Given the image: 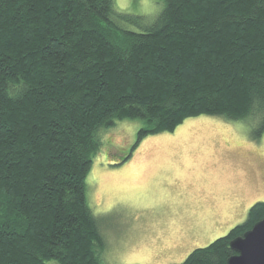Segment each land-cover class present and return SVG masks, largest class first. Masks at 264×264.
Here are the masks:
<instances>
[{"label": "trees", "instance_id": "obj_1", "mask_svg": "<svg viewBox=\"0 0 264 264\" xmlns=\"http://www.w3.org/2000/svg\"><path fill=\"white\" fill-rule=\"evenodd\" d=\"M165 2L133 31L114 0H0V264H104L87 177L117 121L142 122L134 149L202 115L264 133V0ZM263 219L181 264H227Z\"/></svg>", "mask_w": 264, "mask_h": 264}, {"label": "rangeland", "instance_id": "obj_2", "mask_svg": "<svg viewBox=\"0 0 264 264\" xmlns=\"http://www.w3.org/2000/svg\"><path fill=\"white\" fill-rule=\"evenodd\" d=\"M114 3L118 12L141 18L122 26L141 31L166 2ZM141 126L139 120H123L102 130V147L87 177L104 264H181L264 202V133L257 134L253 120L189 118L134 149Z\"/></svg>", "mask_w": 264, "mask_h": 264}, {"label": "water", "instance_id": "obj_3", "mask_svg": "<svg viewBox=\"0 0 264 264\" xmlns=\"http://www.w3.org/2000/svg\"><path fill=\"white\" fill-rule=\"evenodd\" d=\"M231 248L236 254L227 264H264V219L242 237L234 239Z\"/></svg>", "mask_w": 264, "mask_h": 264}, {"label": "snow or ice", "instance_id": "obj_4", "mask_svg": "<svg viewBox=\"0 0 264 264\" xmlns=\"http://www.w3.org/2000/svg\"><path fill=\"white\" fill-rule=\"evenodd\" d=\"M79 102H80L79 99H74V101H73V103H79ZM55 246H58V245H55V244H54V247H55Z\"/></svg>", "mask_w": 264, "mask_h": 264}]
</instances>
